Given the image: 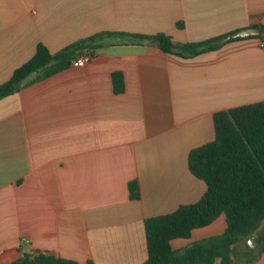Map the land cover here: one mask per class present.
I'll return each mask as SVG.
<instances>
[{"label":"crops","instance_id":"obj_1","mask_svg":"<svg viewBox=\"0 0 264 264\" xmlns=\"http://www.w3.org/2000/svg\"><path fill=\"white\" fill-rule=\"evenodd\" d=\"M260 24L264 0H0V84L38 43L56 53L100 32L200 42ZM155 42L105 35L86 64L33 74L0 99V264L20 246L79 264H141L145 219L203 196L189 152L214 139L216 112L264 100V48L243 37L181 57ZM225 227L221 214L172 247ZM247 264H264V253Z\"/></svg>","mask_w":264,"mask_h":264},{"label":"trees","instance_id":"obj_2","mask_svg":"<svg viewBox=\"0 0 264 264\" xmlns=\"http://www.w3.org/2000/svg\"><path fill=\"white\" fill-rule=\"evenodd\" d=\"M260 26L264 28V24ZM113 34L130 38L133 44L155 40L163 51L181 57L195 56L214 50L226 41L243 38L226 40V35H222L200 42H177L165 33L100 32L56 53L38 43L34 54L0 84V99L28 84L27 79L33 74L38 80L65 69L83 50L91 52L101 45L103 36ZM112 84L115 93L124 91L122 72L112 73ZM213 120L214 139L193 148L188 155V167L193 175L206 183V191L194 203L145 219L148 255L141 264H247L257 261L264 253V230L257 233L264 223V100L220 110ZM128 190L132 199H139L136 179L128 183ZM221 214L226 221L223 233L179 249L172 247V240L189 239L194 229L209 225ZM251 237L256 241L257 249L250 247L248 241L243 249L236 248L243 239ZM14 253L19 256L9 264H79L72 259L23 249L22 246Z\"/></svg>","mask_w":264,"mask_h":264},{"label":"water","instance_id":"obj_3","mask_svg":"<svg viewBox=\"0 0 264 264\" xmlns=\"http://www.w3.org/2000/svg\"><path fill=\"white\" fill-rule=\"evenodd\" d=\"M264 32V28L262 26H251L248 28H244L237 32L229 34L226 38H237V37H250V36H259ZM248 244L250 247H254L256 245V241L251 237L248 239Z\"/></svg>","mask_w":264,"mask_h":264},{"label":"built area","instance_id":"obj_4","mask_svg":"<svg viewBox=\"0 0 264 264\" xmlns=\"http://www.w3.org/2000/svg\"><path fill=\"white\" fill-rule=\"evenodd\" d=\"M259 46L264 48V32L259 37ZM94 54L90 51H84L72 60V66H82L93 58Z\"/></svg>","mask_w":264,"mask_h":264},{"label":"rangeland","instance_id":"obj_5","mask_svg":"<svg viewBox=\"0 0 264 264\" xmlns=\"http://www.w3.org/2000/svg\"><path fill=\"white\" fill-rule=\"evenodd\" d=\"M263 230H264V223L261 225V227L259 228V230L257 231V233H258L259 231H263ZM247 241H248L247 239H243L240 243L237 244L236 248H237L238 250L243 249V248H244V245H245V243H246ZM254 247L257 249V247H258L257 243H256V245H255Z\"/></svg>","mask_w":264,"mask_h":264}]
</instances>
